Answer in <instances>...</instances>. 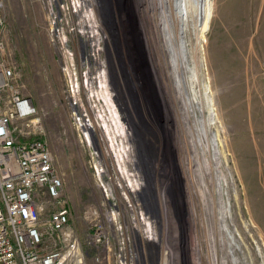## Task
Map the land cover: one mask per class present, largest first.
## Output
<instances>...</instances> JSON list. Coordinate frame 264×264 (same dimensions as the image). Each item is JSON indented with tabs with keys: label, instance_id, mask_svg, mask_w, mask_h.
<instances>
[{
	"label": "rangeland",
	"instance_id": "rangeland-1",
	"mask_svg": "<svg viewBox=\"0 0 264 264\" xmlns=\"http://www.w3.org/2000/svg\"><path fill=\"white\" fill-rule=\"evenodd\" d=\"M55 1L4 0V37L42 121L18 138L48 143L86 263H112L109 219L135 214L155 264H264V0H178L173 29L141 0Z\"/></svg>",
	"mask_w": 264,
	"mask_h": 264
},
{
	"label": "built area",
	"instance_id": "built-area-1",
	"mask_svg": "<svg viewBox=\"0 0 264 264\" xmlns=\"http://www.w3.org/2000/svg\"><path fill=\"white\" fill-rule=\"evenodd\" d=\"M5 27L4 0H0V264H87L84 243L69 226L72 209L64 199V180L48 143L18 138L22 128L41 129L42 121L33 98L17 83ZM47 206L52 209L45 217ZM92 214L87 242L109 248L107 223L96 210ZM132 219L131 233L123 230L121 221L118 225L109 219L108 225L120 232L109 264H155L151 240L136 234L138 216Z\"/></svg>",
	"mask_w": 264,
	"mask_h": 264
},
{
	"label": "bare ground",
	"instance_id": "bare-ground-1",
	"mask_svg": "<svg viewBox=\"0 0 264 264\" xmlns=\"http://www.w3.org/2000/svg\"><path fill=\"white\" fill-rule=\"evenodd\" d=\"M187 1H188V3L192 2V0H187ZM142 3L145 4L147 8L148 7L149 8H154V7L156 8L157 7V11L158 10L160 11L159 20L160 21L162 20V22L164 23L163 26L166 27V28L168 27V29H173L176 26L177 20L180 19V13H179L178 9L176 8V6L178 4V0H141V4H139V5L141 6ZM125 5H126V3H124V5H122L123 6V10L127 9L130 13H131V11L133 13L132 8L131 9L128 8L130 5L127 6V7ZM130 7H132V6H130ZM127 10L125 11V14H126ZM146 12L148 14L149 11L147 10ZM148 16H150V18L152 19L153 25L150 26V30H151V35L154 38V36L156 34L158 35L161 32V29H162L163 26L161 27V24L157 23L158 22V18H157L156 14L154 15L153 13H151V14L149 13ZM174 24H175V26H174ZM169 77H170V72H169ZM177 98H178V96H177ZM86 125L91 128L89 122H86ZM104 126H105V128L109 129L110 128V123L105 120L104 121ZM118 130L119 131H123L124 130L125 134L127 132L125 130V127H122V126L118 127ZM87 137H88V140H93L94 139V138L90 137L89 134L87 135ZM111 139H112L111 140L112 141V145L114 147H117V144H116L117 138L114 137V135H111ZM118 145L120 147V151L117 152V159H118L120 168H121L122 171H124V172L126 171V173L128 174L129 186H133L134 190H137L141 186L137 187V186H139L138 179L136 177H132V174L130 173V171L126 168V166L123 163V159H124V156H123V150L124 149L123 148H124V146L120 142H119ZM152 206H153V204H152ZM144 215H145V213H143V212L141 214H139V220L145 219ZM143 224H145L144 221H143ZM145 233L150 234V235H146L145 236L148 240L155 241V239L153 240V238H152V237H155V236L154 235L151 236L153 234V232H152L151 229H149V227H147V228L145 227ZM163 264H165V260H163Z\"/></svg>",
	"mask_w": 264,
	"mask_h": 264
}]
</instances>
